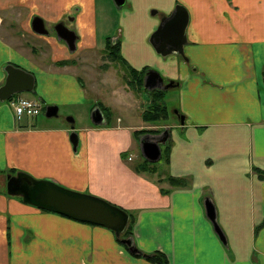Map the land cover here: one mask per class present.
<instances>
[{
    "label": "crops",
    "instance_id": "obj_1",
    "mask_svg": "<svg viewBox=\"0 0 264 264\" xmlns=\"http://www.w3.org/2000/svg\"><path fill=\"white\" fill-rule=\"evenodd\" d=\"M177 4L189 12L186 57L163 55L151 42ZM37 15L46 27L74 16L68 26L78 34L76 49L50 32L37 36L48 49L29 45ZM108 38L120 44L124 68L146 69L142 86L138 76L136 84L116 85L111 72H103L108 84L99 82L87 61L56 64L107 53ZM10 63L35 75L34 91L21 94L39 99L44 117L18 118L10 99H0V173L24 171L122 207L138 247L164 253L169 264H264V0H0V87ZM151 68L172 86L147 88ZM104 85L100 101L95 94ZM154 90L171 100L166 120L143 117ZM49 105H58L57 115L46 116ZM97 106L105 116L100 124L92 119ZM166 130L161 158L150 161L142 139ZM146 159L156 171L138 169ZM16 196L0 186V264L40 256L42 264H159L132 254L106 226ZM207 198L227 243L207 216Z\"/></svg>",
    "mask_w": 264,
    "mask_h": 264
},
{
    "label": "water",
    "instance_id": "obj_2",
    "mask_svg": "<svg viewBox=\"0 0 264 264\" xmlns=\"http://www.w3.org/2000/svg\"><path fill=\"white\" fill-rule=\"evenodd\" d=\"M120 6L125 0H114ZM74 19V16L70 20ZM189 23V12L182 4H177L174 11L162 19L158 29L153 33L151 42L159 53L163 55L177 53L185 56V44L187 43V26ZM57 36L68 44L71 50L76 49L78 34L66 23L59 22L54 26ZM32 28L40 34H48L50 31L46 27L45 21L40 16H34ZM7 77L5 83L0 87V99L7 100L16 93L32 92L35 89V75L12 63L5 66ZM147 88H168L172 86L164 85V79L156 69H149L145 77ZM181 118V123H185V115L175 110ZM58 114V105L47 106L46 116L52 117ZM92 119L95 123H103L105 120L102 109L97 106L92 111ZM72 128H75L74 118L68 116ZM168 130L159 139H151L146 136L141 141V150L144 156L150 161H158L162 155L161 144L166 143ZM71 140L76 149L79 142L78 133L73 130ZM7 192L10 195H19L24 202L39 208L58 212L65 216L79 221L106 226L116 233L120 241L125 244L132 254L149 257L150 254L138 247L133 236L122 237L127 229L130 214L122 207L109 202L108 200L86 192H79L62 186L48 179H38L31 174L18 171L16 174L7 175ZM207 216L212 221L215 230L224 243H227L226 236L218 223L216 207L210 198L206 202Z\"/></svg>",
    "mask_w": 264,
    "mask_h": 264
},
{
    "label": "rangeland",
    "instance_id": "obj_3",
    "mask_svg": "<svg viewBox=\"0 0 264 264\" xmlns=\"http://www.w3.org/2000/svg\"><path fill=\"white\" fill-rule=\"evenodd\" d=\"M65 21L67 22V19ZM70 23H71V21L68 22V25H70ZM47 27H48V29L50 31V34L56 33V30L53 28V26H47ZM18 29L21 30V27H19ZM38 34H40V33L36 32V35H31L30 33L27 34L26 35V39L30 40V42H31V43L28 42V44L29 45H33V47L35 49H37V50H39V49H48L49 45L47 43H45L42 39H38V37H37ZM31 36H33L34 39H32ZM28 38H30V39H28ZM49 49L52 50V47H50ZM111 50L112 49H107V51H106L107 53L102 52V53H100L99 56L97 54V57H95L96 59L95 58H93L91 60H83L81 58H78V59H66V60H59L58 62H56V64L60 65V66H64V65L73 64L75 61H77L78 63H81V65H83L84 61H87V65H89L90 67L93 68V70H95L94 73H95V76H96V78L98 79L99 82L103 81L104 83L107 82V84H108L109 81H108L107 74H105L103 72H111V73L115 74L116 78L118 77V80L114 81L116 85L117 84H127L128 83L129 86H130L131 84H136L135 80H133V78L137 79L138 75L132 74L133 71L129 67H125L124 68V66H123L124 64L121 61L113 59L114 55L109 53V51H111ZM151 69H155V68H151ZM96 72H98V73H96ZM84 73H85V71L81 70L80 74H82L83 77L85 78L86 74H84ZM86 77L89 78L87 75H86ZM105 86L106 85H104V87H102L100 89V91L97 94H95L98 98H100V101H105V98H106L105 91L107 90V88ZM24 94H27L26 96L29 95L28 92H24ZM166 104L167 105L169 104L170 107H171V100L168 101V103H166ZM41 116L44 117V112H42ZM176 120L177 119L168 120V121H165V122L157 123L156 125H154V126H156V128H151L150 131L154 132L153 134H155L156 132L159 133L161 130H163V128H164L163 124L164 123L171 126V125H173L174 123L177 122ZM130 158H132V157H130ZM15 173L16 172H13L12 170H8L7 174L6 173H0V186L3 188V190H5V192L7 191V175L8 174H15ZM11 196H13V195H11ZM16 197H18L20 200L22 198L19 195L16 196ZM22 200H23V198H22ZM124 235L128 236V235H126V232H124ZM124 235L122 234V237H125ZM118 241H120V240H118ZM33 259L34 260L31 261V264H42L41 256L33 258ZM28 263H29V261H28Z\"/></svg>",
    "mask_w": 264,
    "mask_h": 264
},
{
    "label": "trees",
    "instance_id": "obj_4",
    "mask_svg": "<svg viewBox=\"0 0 264 264\" xmlns=\"http://www.w3.org/2000/svg\"><path fill=\"white\" fill-rule=\"evenodd\" d=\"M119 45H120L119 43L113 44L111 39H109V38L107 39V49H112L111 51H109V53L114 55L113 59L119 60L124 65L128 66L127 61L124 60L119 55ZM130 69H132L133 74L139 76V80H137V81H139L138 82L139 86H142L146 69H144L141 72V74L137 70L133 69L131 66H130ZM164 96H165V92L162 90H154L151 93V97H152L151 105L149 106L148 109H146L144 111V114H143V117L145 120L150 121V122H156V121H160V120H166L169 118L170 113H169L168 107L164 101ZM102 107H103V105H102ZM103 109L106 110V108H104V107H103ZM150 168H152V167L149 166V162L147 161V159L144 161L143 164L138 166V169H140V170H148ZM150 171H156V167H153L152 169H150ZM170 181L173 184L183 183L182 180H178V179L172 178V177L170 178ZM124 232H126V235H128V236H133L132 224H129V226L127 227V229ZM123 235H124V233H123ZM128 236H125V237H128ZM118 240H120V239H118ZM148 259H150L153 262H157L159 264H169L167 256L164 253L159 252V251L152 253L148 257Z\"/></svg>",
    "mask_w": 264,
    "mask_h": 264
},
{
    "label": "built area",
    "instance_id": "obj_5",
    "mask_svg": "<svg viewBox=\"0 0 264 264\" xmlns=\"http://www.w3.org/2000/svg\"><path fill=\"white\" fill-rule=\"evenodd\" d=\"M10 102L18 118L23 116H37L43 110V104L39 99L25 97L21 93L11 97Z\"/></svg>",
    "mask_w": 264,
    "mask_h": 264
},
{
    "label": "flooded vegetation",
    "instance_id": "obj_6",
    "mask_svg": "<svg viewBox=\"0 0 264 264\" xmlns=\"http://www.w3.org/2000/svg\"><path fill=\"white\" fill-rule=\"evenodd\" d=\"M71 17H72V16H70L69 19H70ZM69 19H67V22H66L65 20L62 21V22H63V23H66V24L68 25V22L70 21ZM62 22H61V23H62ZM55 25H56V24H55ZM55 25H54V26H55ZM53 28H55V27H53Z\"/></svg>",
    "mask_w": 264,
    "mask_h": 264
}]
</instances>
